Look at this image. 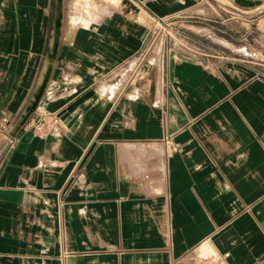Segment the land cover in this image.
I'll return each mask as SVG.
<instances>
[{
	"label": "crops",
	"instance_id": "0c3cea01",
	"mask_svg": "<svg viewBox=\"0 0 264 264\" xmlns=\"http://www.w3.org/2000/svg\"><path fill=\"white\" fill-rule=\"evenodd\" d=\"M0 113V264H264V0H0Z\"/></svg>",
	"mask_w": 264,
	"mask_h": 264
},
{
	"label": "built area",
	"instance_id": "2783aa9c",
	"mask_svg": "<svg viewBox=\"0 0 264 264\" xmlns=\"http://www.w3.org/2000/svg\"><path fill=\"white\" fill-rule=\"evenodd\" d=\"M175 17L158 18L156 23L168 24L167 22L171 23L172 19ZM60 122L61 118L57 113L50 112L45 109H36V111H34V113H32L30 118L26 121L24 126H28L35 133H42L48 128L60 124ZM10 124L11 120L9 116L6 113H0V131H5ZM176 148L177 147L174 145L173 149ZM228 255V253H225L223 257H215L214 255L204 256L201 264H226L225 259Z\"/></svg>",
	"mask_w": 264,
	"mask_h": 264
},
{
	"label": "rangeland",
	"instance_id": "374dc122",
	"mask_svg": "<svg viewBox=\"0 0 264 264\" xmlns=\"http://www.w3.org/2000/svg\"><path fill=\"white\" fill-rule=\"evenodd\" d=\"M187 19L186 15L182 14L172 19L171 23L168 24L163 23H155L149 40L145 46L141 54V58H144L145 55L149 52L150 49L168 43L169 41L174 43L176 41V33L175 30L179 27L180 23ZM181 44V42H179ZM182 45V44H181ZM203 259V257L201 258Z\"/></svg>",
	"mask_w": 264,
	"mask_h": 264
},
{
	"label": "bare ground",
	"instance_id": "6f19581e",
	"mask_svg": "<svg viewBox=\"0 0 264 264\" xmlns=\"http://www.w3.org/2000/svg\"><path fill=\"white\" fill-rule=\"evenodd\" d=\"M98 7V6H97ZM103 7V6H102ZM27 112V111H26ZM28 113V112H27ZM26 114V113H25ZM23 119V118H22ZM21 127V123L19 122H17L16 123V126H15V129H14V133H16V131L19 129Z\"/></svg>",
	"mask_w": 264,
	"mask_h": 264
}]
</instances>
